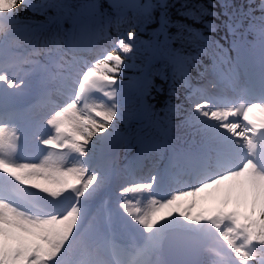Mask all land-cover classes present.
<instances>
[{
  "label": "snow or ice",
  "instance_id": "snow-or-ice-1",
  "mask_svg": "<svg viewBox=\"0 0 264 264\" xmlns=\"http://www.w3.org/2000/svg\"><path fill=\"white\" fill-rule=\"evenodd\" d=\"M0 264H264V0H0Z\"/></svg>",
  "mask_w": 264,
  "mask_h": 264
},
{
  "label": "trees",
  "instance_id": "trees-1",
  "mask_svg": "<svg viewBox=\"0 0 264 264\" xmlns=\"http://www.w3.org/2000/svg\"><path fill=\"white\" fill-rule=\"evenodd\" d=\"M200 3H203L206 7L211 8V3H215L216 0H199ZM31 15L30 13L26 12V11H22L21 12V16H29ZM207 19H212L211 17H206ZM182 22H189L191 23L190 19L185 17L184 20ZM124 27H127L126 25ZM123 30V29H122ZM151 28L146 29L145 32H143L142 38L143 39H147L149 34H150ZM112 34L113 36H115L116 32L115 29L112 30ZM104 46H110L109 42L106 41H101L100 44L98 45V47H104ZM132 73L130 72L129 75H131ZM106 99V98H105ZM179 102V101H177ZM215 194V197H211L212 195ZM221 201H222V196L221 194H219L217 192L216 189H214L211 193V195L207 196L206 198H202L201 200H199L197 203L194 201L193 197H187L184 200L180 201L179 203L184 205L185 207H187L188 205H191L192 203H196L197 207L195 209L196 212H199V210L201 208H203L204 206L208 205L210 202H212L215 205V208L219 207L221 205ZM214 208V209H215ZM242 212L247 211V209L245 208H241Z\"/></svg>",
  "mask_w": 264,
  "mask_h": 264
},
{
  "label": "rangeland",
  "instance_id": "rangeland-1",
  "mask_svg": "<svg viewBox=\"0 0 264 264\" xmlns=\"http://www.w3.org/2000/svg\"><path fill=\"white\" fill-rule=\"evenodd\" d=\"M211 190L212 189L207 190L206 192L202 193L201 196H190V197H193L196 201L197 200L199 201V200H201V197L210 195L211 194ZM211 197H215V194L212 195ZM214 208H215V205L212 202H210L208 205L203 207V211L212 210Z\"/></svg>",
  "mask_w": 264,
  "mask_h": 264
}]
</instances>
